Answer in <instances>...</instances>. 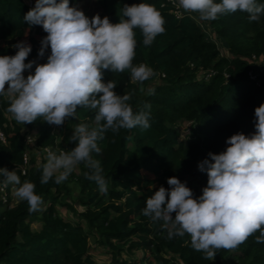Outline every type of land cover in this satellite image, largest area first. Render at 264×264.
<instances>
[{"label": "trees", "instance_id": "trees-1", "mask_svg": "<svg viewBox=\"0 0 264 264\" xmlns=\"http://www.w3.org/2000/svg\"><path fill=\"white\" fill-rule=\"evenodd\" d=\"M82 1L69 0V4L78 6ZM95 1L112 23L119 22L124 4H149L163 16L165 32L150 46L143 44L141 30L134 29L133 64L151 67L153 77L141 85L127 71L102 70L104 82L117 83V94L132 93L128 103L134 112L143 109L150 114V127L108 131L98 141L101 151L93 153V158L101 163L107 192L88 179L90 170L83 163L63 182L58 184L53 177L41 184L42 165L47 162L44 147L57 154L70 150L74 143L68 138L74 128L80 123L91 126L94 113L77 108V116L62 126L39 119L23 125L7 111V98L0 96L4 135L0 167L14 171L21 182L34 183L42 198L39 209L30 212L26 201L11 202L8 185L7 202L0 199V264H106L94 257L91 240L109 256L111 264H264V243L256 242L260 231L235 249L217 250L210 260L193 249L189 235L169 239L162 221L154 222L142 214L147 197L160 186L169 188L170 176L185 182L194 197L199 196L207 185V173L198 169V163L210 159L209 152L224 151L226 138L232 134L255 131L254 110L264 102V15L259 22H250L247 13L238 11L202 21L197 13L178 11V0ZM34 2L0 0V55H14L12 46L29 29L37 37L28 38L31 52L26 62H46L50 47L44 57L38 56V50L47 33L42 26L24 20ZM141 87H152L155 93L141 92ZM145 104L150 107L144 108ZM179 120L189 122L185 138L175 127ZM27 134L33 136L34 146L25 142ZM33 149L44 159L37 162ZM142 171L152 176L146 177ZM3 180L0 176V183ZM70 183L75 185V196ZM58 207L74 217L65 218ZM34 222L40 223L38 229L31 227ZM137 250L142 252L140 258L134 256Z\"/></svg>", "mask_w": 264, "mask_h": 264}, {"label": "clouds", "instance_id": "clouds-1", "mask_svg": "<svg viewBox=\"0 0 264 264\" xmlns=\"http://www.w3.org/2000/svg\"><path fill=\"white\" fill-rule=\"evenodd\" d=\"M179 6L197 13L202 21H212L222 15L236 12L248 14L250 22H259L264 15V3L258 0H178ZM118 23L99 14L87 17L69 0H35L24 20L29 25H40L45 33L38 56L45 63L27 60L31 45L18 41L14 55H0V96L8 101L7 111L16 122L32 124L42 120L62 126L67 119L77 116V108L94 113L92 125L78 124L69 141L68 151L59 154L47 151V162L42 165L40 182L56 183L67 179L75 166L83 163L101 192H107L102 175L98 141L105 133L120 129L150 127L147 111L134 112L128 101L132 93L117 94V83L104 82L103 71L130 73L133 82L143 83L154 76L144 63L133 64L136 39L134 29H140L143 44L150 46L159 34L165 32L161 13L145 3L124 4ZM27 76L24 75L26 70ZM141 92L155 93L152 87ZM150 105L145 104L144 108ZM255 131L245 135L237 132L226 138V148L219 153H208L198 163V169L207 173V185L195 196L193 191L175 176L167 178L169 188L160 186L146 198L142 214L152 221H162L167 238L190 236L191 246L213 260L217 250H232L257 231V243H264V102L254 110ZM3 184L18 185L15 196L26 201L29 211L39 209L42 198L35 192V184L21 182L14 171L0 167ZM153 187L150 185V188Z\"/></svg>", "mask_w": 264, "mask_h": 264}, {"label": "rangeland", "instance_id": "rangeland-1", "mask_svg": "<svg viewBox=\"0 0 264 264\" xmlns=\"http://www.w3.org/2000/svg\"><path fill=\"white\" fill-rule=\"evenodd\" d=\"M34 5H35V2H34ZM78 7L84 12V14L91 18L93 15L95 14H99L101 16V18L104 17V14L101 10V8L99 7V5L96 3L95 0H83L82 2L79 3ZM179 8H181L179 6ZM181 11H182V8H181ZM181 11L179 13H181ZM29 36H35L37 37V35L34 34V31H30L29 29H26L25 30V33H24V36L23 38L20 40V41H26L27 43H29ZM29 71H33V70H27L24 72V75L27 76L29 74ZM57 127V126H56ZM175 127L179 130V132L181 133V137L182 138H185L189 132V122H186V121H182V120H179V121H176L175 122ZM35 154V157H36V160L37 162H39L42 158L44 159V156L41 155L38 151H34V149L32 150ZM31 150L29 151V154H30ZM74 172H78V167L77 165L75 166ZM142 174L145 175L146 177H151L152 175L147 173V172H144L142 171ZM73 189V195L75 196L76 195V191H75V185L74 183H70L69 184ZM11 196V202L13 204H16L17 200L19 198H17L14 194V191L11 192L10 194ZM75 207L78 209V210H81L82 207L79 206L78 204H75ZM58 211L61 215H63L65 218L67 219H72V214L70 213V211L66 210L65 208L63 207H58ZM39 225L40 223L38 222H34L32 223L31 227L33 229H38L39 228ZM91 243V252L93 253L94 257L98 260V261H101V262H104L106 264H111L110 263V258L109 256L103 251V249L99 248V247H96L94 244H93V241L91 240L90 241ZM134 256L136 258H140L142 256V252L137 250L135 251V254Z\"/></svg>", "mask_w": 264, "mask_h": 264}, {"label": "built area", "instance_id": "built-area-1", "mask_svg": "<svg viewBox=\"0 0 264 264\" xmlns=\"http://www.w3.org/2000/svg\"><path fill=\"white\" fill-rule=\"evenodd\" d=\"M171 1H173L175 3V0H171ZM29 3L31 4V1ZM176 7L178 8V11H179V6L177 5ZM210 74L211 73H207L206 75L208 76ZM250 77L252 79H255V76L252 75V74H250ZM0 139L1 140H4V135H3V132L1 130V128H0ZM25 142L27 144L29 143L32 146H34V143H35L33 136L30 135V134H27L25 136ZM48 150H52V151L56 152L55 150L51 149L50 147H44V150L43 151L45 152L46 156H47V151ZM60 151H63V150H60ZM27 158H28L27 153H25L24 154V161L25 162L27 161ZM22 173H24V169L23 168H22ZM13 189H14V185L11 184V186H10V193L13 191ZM8 195H9V193H8V185L5 187L4 184H3V181H2L0 183V199L2 200L3 203H6L7 202Z\"/></svg>", "mask_w": 264, "mask_h": 264}]
</instances>
